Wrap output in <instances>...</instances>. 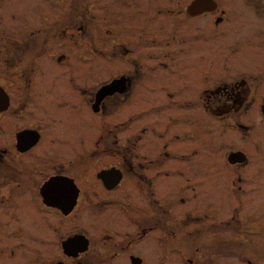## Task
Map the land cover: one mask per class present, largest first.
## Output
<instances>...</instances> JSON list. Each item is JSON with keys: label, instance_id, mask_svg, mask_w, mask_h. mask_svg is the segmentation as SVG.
<instances>
[{"label": "flooded vegetation", "instance_id": "af4514ba", "mask_svg": "<svg viewBox=\"0 0 264 264\" xmlns=\"http://www.w3.org/2000/svg\"><path fill=\"white\" fill-rule=\"evenodd\" d=\"M5 1L0 264H264V2Z\"/></svg>", "mask_w": 264, "mask_h": 264}, {"label": "rangeland", "instance_id": "374dc122", "mask_svg": "<svg viewBox=\"0 0 264 264\" xmlns=\"http://www.w3.org/2000/svg\"><path fill=\"white\" fill-rule=\"evenodd\" d=\"M1 1V0H0ZM3 1V0H2ZM5 1V0H4ZM7 1V0H6ZM5 1V2H6ZM9 1H11L12 2V4L10 3V5H11V7L12 8H17L20 4V1L19 0H9ZM220 1H226V0H220ZM231 1H243V0H231ZM245 2L246 1H249V2H251L252 0H244ZM256 1H260V2H264V0H256ZM74 2H75V7H77V8H79V10H77V8L76 9H73V13L72 14H74V11H75V13H78V14H81V13H88V16H89V20H90V28H91V30H90V32L92 33V35H94V34H98V22H99V8H98V5H99V0H74ZM188 2H190V0H187V3ZM14 10V9H13ZM11 12V11H10ZM12 13V12H11ZM11 16V14L10 15H7V16H5V15H3V14H1L0 13V25H3L4 23H2V18H5L4 20L5 21H7L8 19H9V17ZM74 17H75V15H74ZM75 19H76V17H75ZM4 21V22H5ZM7 24V23H6ZM5 25V24H4ZM253 25V24H252ZM10 28H12V27H10ZM246 34H247V36L250 38V36H251V38L250 39H252V40H257L258 38H259V36L258 35H256V36H254V34L255 33H253L254 31H256L255 30V27H253V26H250V27H246ZM0 32H3V33H9V32H11V29L9 30V26H8V28H6V30L3 28V30H1ZM243 32L244 31H241V33L243 34ZM91 38H93V37H91ZM247 41V40H246ZM249 46V43L248 42H246V46H244V50H243V53H246V48ZM157 49V48H156ZM237 56H239V54H236ZM244 58H245V54L242 56V60H243V62L244 63H246V61L244 60ZM234 62L233 63H231L230 62V65L228 64V66H229V68H234V67H236V64H235V59L233 60ZM234 72V71H233ZM135 108V107H134ZM137 108V107H136ZM164 109H168V108H170V109H172V107H163ZM127 109H129V113H126V114H124V116H123V119H126V120H128V121H130V115H131V113L134 111H132V109H133V107H129V108H127ZM169 112H171V110H169V111H167V113L169 114ZM180 113V111L179 110H174V114H176V115H178ZM159 116V115H158ZM158 116L157 115H155V117H154V119H156V118H158ZM132 117V116H131ZM129 118V119H128ZM145 120V119H144ZM189 128H190V125L189 124H187V131L189 130ZM133 130V129H132ZM128 131L130 132L131 131V129H128ZM159 142H160V144L161 145H163L164 144V141L162 140V139H160L159 140ZM181 144H182V146L187 150V149H189L190 147H192L193 146V141L192 140H190L189 138H187V139H183L182 141H181ZM177 163V162H176ZM175 222V221H174ZM175 224L176 225H178V223H176L175 222ZM169 264H183L181 261H177V260H175L173 257H172V261L169 263Z\"/></svg>", "mask_w": 264, "mask_h": 264}, {"label": "water", "instance_id": "95a60500", "mask_svg": "<svg viewBox=\"0 0 264 264\" xmlns=\"http://www.w3.org/2000/svg\"><path fill=\"white\" fill-rule=\"evenodd\" d=\"M213 0H195L193 5L189 8V10L191 11H195L198 9H201L202 8V4H205V3H208V2H211Z\"/></svg>", "mask_w": 264, "mask_h": 264}]
</instances>
